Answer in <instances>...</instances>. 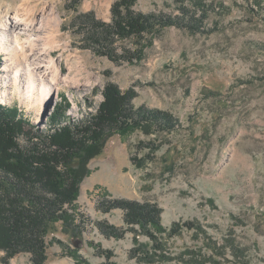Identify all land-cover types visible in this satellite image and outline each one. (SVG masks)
I'll return each instance as SVG.
<instances>
[{"label": "rangeland", "instance_id": "obj_1", "mask_svg": "<svg viewBox=\"0 0 264 264\" xmlns=\"http://www.w3.org/2000/svg\"><path fill=\"white\" fill-rule=\"evenodd\" d=\"M20 1L0 0V22ZM39 1L56 5L61 30L50 51L69 83L40 109L29 106L1 78L0 53V101L18 107L35 133L20 143L47 134L55 114L77 123L97 113L111 83L133 90L136 107L167 111L179 123L172 131H107L75 202L79 227L53 226L45 264H105L106 250L115 264H264V0H136L135 12L184 22L152 30L138 46L89 39L92 18L111 24L120 0ZM104 197L156 203L168 228L197 226L167 238L166 258L145 261L135 254L150 247L146 234L100 231L99 221L125 227L122 209L99 207ZM4 255L0 249V264ZM8 264L33 263L22 252Z\"/></svg>", "mask_w": 264, "mask_h": 264}, {"label": "trees", "instance_id": "obj_2", "mask_svg": "<svg viewBox=\"0 0 264 264\" xmlns=\"http://www.w3.org/2000/svg\"><path fill=\"white\" fill-rule=\"evenodd\" d=\"M135 3L136 0L115 3L113 10L117 18L111 24L92 18L89 39H95L98 45L105 40L133 39L138 46L149 38L152 30L184 25V22L159 14L135 12ZM105 53L115 59L114 52ZM136 95L131 89L124 92L115 84H108L97 113L77 123H68L65 112L55 114L48 133L35 136L27 145L19 139L35 134L31 128H26L29 120L18 107L0 101V249L5 251L3 263L8 264L17 254L27 252L33 264H45L53 226L63 223L66 229L71 225L79 227L75 202L80 185L90 171V160L101 154L108 130L122 131L136 125L152 127L158 132L178 128V119L171 113L136 107L132 102ZM99 207L105 212L115 208L124 212L123 228L107 222L97 223L104 235L120 238L131 230L136 236L144 233L149 237L150 247L140 244L135 254L145 261H152L156 256L166 258L163 253H166L167 238L180 235L184 227L191 230L197 226L195 222H186L165 227L162 209L147 201L104 197ZM102 253L106 256L105 264H115L111 260L112 252Z\"/></svg>", "mask_w": 264, "mask_h": 264}, {"label": "bare ground", "instance_id": "obj_3", "mask_svg": "<svg viewBox=\"0 0 264 264\" xmlns=\"http://www.w3.org/2000/svg\"><path fill=\"white\" fill-rule=\"evenodd\" d=\"M59 18L51 2L21 0L0 22V53L5 55L1 78L29 106L39 109L55 87L69 83L50 51L61 30Z\"/></svg>", "mask_w": 264, "mask_h": 264}]
</instances>
